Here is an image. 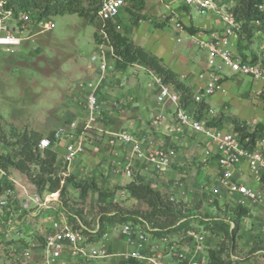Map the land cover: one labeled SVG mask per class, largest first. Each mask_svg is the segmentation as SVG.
<instances>
[{
  "label": "rangeland",
  "instance_id": "obj_1",
  "mask_svg": "<svg viewBox=\"0 0 264 264\" xmlns=\"http://www.w3.org/2000/svg\"><path fill=\"white\" fill-rule=\"evenodd\" d=\"M73 1L84 10H88L89 17L82 18L65 12L62 16H50L37 22L35 17L40 10L30 9L27 12L32 21L27 26L26 32L21 35L17 30L11 31L15 39L14 43L4 41L8 34L0 32V135H5L10 142L15 140L12 136L13 132L19 134L25 130H31L38 132L44 138L71 122L79 124L82 122L83 114L75 106L80 98L77 86L85 79H97L101 57L99 59L95 57V54L98 52L97 47L106 48V46L99 45L94 39V34L98 37L103 35L100 31L101 20L97 14L93 16L92 11L99 7L101 0ZM228 1L230 0H216L219 4H226ZM142 2L140 9L139 0L135 5L125 0V5L115 18L114 26L121 25L123 29H126L131 20L144 16L148 18L146 20H149L150 30L157 28L150 20L158 21L162 17L158 21L162 22L166 18L163 16L168 15L169 9L176 8L184 3V0H142ZM188 10L192 16L197 17L198 11L193 5L189 6ZM163 28L169 30L167 23ZM131 67L133 69L123 76L122 80L125 83L130 77L136 76L135 72L140 71L136 67ZM141 75L146 77L143 72ZM86 138L87 142L83 144L85 149L83 147L82 155L72 163V166L87 164L85 174L81 176L78 175L80 172L73 173L74 171L66 168L64 163L58 161L61 165L59 176L62 175L61 172H68L69 175L66 176H73L76 183L94 181L99 190L106 195H99L94 191H87L83 195L74 184L61 181L60 187L64 192L58 197V201L53 202L52 208L62 211L65 216L69 214L76 217L87 230H92L98 223L100 215L110 213L112 210L149 211L141 200L131 197L124 190V186L131 181V178L112 177L102 174L103 170L93 169L95 165L100 167V164H106L108 161L106 157L111 158L113 154L110 152L107 156V138L93 129L87 133ZM4 144L3 154L11 155L16 160L17 154L14 148L7 143ZM183 151L185 157L182 161V169L186 172V176L183 175V170L177 172L176 167L168 173L170 175L173 172L172 180L178 181L176 187H172L173 191L165 187L164 183L158 182L156 176L155 180L146 179L147 181L141 176L143 181L154 190L167 198H173L174 211L178 210L179 218L172 224L163 226H153L152 222H145L142 225L151 228L156 235L178 228L172 234L182 238V241H188L187 233H205L207 243L202 250L204 264H207L210 252H213L225 264H264V237L254 229L261 214L258 208L248 210L251 217L240 220L238 232L229 239L226 234L217 229V225L233 216L235 201L225 191L216 197L207 189V185L203 186L207 183L203 178L205 171L203 168L207 161L203 162L202 157L199 161H195L200 155L201 147H195L194 150L183 148ZM57 154L60 157L58 152ZM149 167L152 169L151 166ZM37 171L34 165H29L28 172L25 174L14 171L12 168L4 171L6 178L0 181V188L3 193H10L7 197L8 206L14 208L15 212L20 210L33 212L38 209L33 199L38 201L42 193H47L46 186L39 187L34 184ZM95 172L99 175L98 180L90 176ZM132 172L138 174L136 171ZM187 191H192L193 194H186ZM181 196H185V200ZM59 202H65L64 208L60 209ZM52 211L39 209L37 216L33 218V224L37 225L33 235L35 239H40L41 229L48 226L45 215L51 217ZM24 239L29 240L28 237ZM14 240L16 237L13 234L9 233L7 237L0 234V264H12L7 252L8 247L15 244ZM109 241L111 248L116 250L119 242L114 232L110 233ZM111 262V264H118Z\"/></svg>",
  "mask_w": 264,
  "mask_h": 264
},
{
  "label": "built area",
  "instance_id": "obj_2",
  "mask_svg": "<svg viewBox=\"0 0 264 264\" xmlns=\"http://www.w3.org/2000/svg\"><path fill=\"white\" fill-rule=\"evenodd\" d=\"M8 1L0 0V32L8 34L4 41L14 43L15 39L11 31L17 30L23 35L32 19L27 11H19L15 14L11 9H6ZM184 4L188 8L193 5L199 14L219 16L223 24L222 36H216L207 42H197L198 48L207 52L210 66L214 64V57H219L236 74L248 75L264 81V64L259 59H241L235 50H229L225 46L231 36L242 31L243 26L231 11L233 8L231 4H219L216 0H184ZM124 5L125 0H101L97 16L101 22L115 23V18ZM258 11L264 16V0L258 6ZM174 25L181 29L178 22ZM259 25V20L247 22L248 27ZM107 74L114 77L112 78L114 84L120 87L125 84L122 80L125 73L115 71L105 60H102L98 67L97 79H85L77 86L80 99L75 106L83 114L82 122L80 124L71 122L66 127L56 130L53 133V141L47 137L41 138L37 149H54V147L61 149L62 161L69 169L75 159L82 155L83 147L85 149L83 144L87 142V133L93 129L107 138V156L116 149L126 147L130 150L125 165H121L123 163L119 161L117 163L113 157H106L107 164L112 167L113 176L131 178V164L138 160L151 166L157 175H164L171 167L175 154L173 148L149 150L143 147V134L138 136L126 130L111 132L107 129L109 116L118 119L119 113L128 106L130 100L128 97L113 99L110 104L108 103L111 114L107 115L104 110V100L99 95V87L104 84ZM204 76H207L208 80L202 93L204 96H211L218 86L219 79L211 70L199 73L198 79ZM155 81L160 85V80L155 79ZM201 100L200 96H194L195 102ZM165 101L175 108L171 130L174 133L189 130L191 134L203 136L205 147L202 161L213 158L218 167L217 173L203 186L207 185V189L216 197L225 191L235 201L234 208L246 209L247 213L242 217L244 220L251 217V213L248 212L250 208H258L261 214L254 229L264 237V140L258 141L254 148L245 147L237 140L232 129L223 130L206 125L208 120L204 115L211 114L210 110H207L202 118L197 119L191 107L187 109L180 107L178 92L170 91L169 88L160 85L156 102L160 104ZM151 118L150 122L156 121L155 117ZM3 146L0 143V155L3 154ZM61 174V176L69 175L68 172ZM2 178H6V174L0 169V181ZM8 195L9 192L0 194V234L7 237L10 233L16 237L15 244L8 247L7 252L12 264H111V261L118 264L205 263L202 256L203 247L207 243L205 233H187L188 241H182V238L174 234H153L151 228L142 224H110L105 225L101 231L98 223L92 230L85 229L83 225L75 228L62 211L52 208L53 202L58 201L59 191L42 193L38 201L33 199L38 206L33 212L28 210L15 212L14 208L8 206ZM170 200L173 201V198ZM39 209L53 211L51 217L45 215L48 226L41 229L40 239H35L33 235L37 225L33 224V218L37 216ZM111 232H114L118 238L120 247L118 246L116 250L111 248L109 241ZM24 237H28L29 240Z\"/></svg>",
  "mask_w": 264,
  "mask_h": 264
},
{
  "label": "crops",
  "instance_id": "obj_3",
  "mask_svg": "<svg viewBox=\"0 0 264 264\" xmlns=\"http://www.w3.org/2000/svg\"><path fill=\"white\" fill-rule=\"evenodd\" d=\"M236 2L237 0H230L227 3L234 6ZM198 14L197 17L192 16L189 13L188 7L182 3L174 9H169L168 15L163 16L169 18L167 22L169 30L162 29V27L150 30L151 25L148 23L149 20L142 17L131 20L130 25L126 29H123L121 25L118 26V29L135 44L143 47L157 59H160L183 84L192 90L193 96H200L202 98V101L212 112L211 114L204 115L205 117L207 116L208 121L213 117L221 115L230 116L237 118L251 128L256 124H260L263 126L264 131V81L254 79L248 75L236 74L219 57H214L213 66L208 64L207 52L198 49L197 42H207L216 36H222L223 24L219 16H199ZM175 22L181 25V29L175 27ZM183 36H185L184 39ZM225 46L229 50H235L241 59H259L264 64V35L261 31H253L252 36L249 38L242 35L239 41L237 35L231 36ZM97 49L98 52H96L95 57L97 56L99 59L101 57L102 60H105L113 68L114 61L111 49L107 46L106 48L100 46ZM132 66L140 71L135 72L134 75L136 76L130 77L122 87L114 84V80H112L114 77L109 74H107L105 81H103L104 84L99 87V95L104 100V110L107 115L111 114V107L108 103L113 99L130 98L128 106L121 110L118 119H113L109 116L107 129L111 132L126 130L138 136L143 134V147L149 150L173 148L175 154L171 161V167L162 176L153 172L149 165L142 160L131 164L132 171H136L140 176H143L145 181H147L146 179L155 180L158 177V182L164 183L165 187L172 190V187L175 188L178 181L174 182L172 180L174 179L173 172L170 175L168 173L174 167L177 168V172L183 170L182 161L185 157L183 156V148L194 150L195 147H201L200 155L195 160L199 161L205 147L203 136L191 134L189 130H185L182 133H174L170 128L174 123V106L166 101L160 104L156 102V98L160 92V85H162L161 83L158 85L155 81V79L159 80V78L141 63H136ZM131 69L133 68L130 66L123 73L126 74ZM209 70L217 75L219 79L218 86L213 95L204 96L202 90L208 77L204 76L202 79H198V74ZM142 72L146 76L145 78L141 75ZM164 87L169 88L170 91L177 92L170 86ZM151 117H155L156 121L150 122ZM219 129L231 130L232 128L228 123L224 122ZM56 150L59 151L57 152L60 155L61 149L56 148ZM129 151L126 147L116 149L112 152L111 158L116 156L118 158L113 159L117 163L119 161L123 163L121 165H125L130 156ZM85 157L84 155V160ZM114 165L117 166L119 164ZM86 166L87 164H73V166L71 164L70 169L74 171L73 173L80 172L78 175L82 176L86 172ZM94 168L95 171L103 170L102 174L117 177L113 176L111 173L112 167L107 163L100 164V167L95 165ZM203 169L205 170L204 182H208L218 171L214 159H208ZM182 172L186 176V172L184 170ZM90 176L98 180L97 176L99 175L95 172V174ZM241 179L244 180V178ZM187 193L193 194L192 191H187ZM182 199L185 200V196ZM6 215L8 216V212Z\"/></svg>",
  "mask_w": 264,
  "mask_h": 264
},
{
  "label": "trees",
  "instance_id": "obj_4",
  "mask_svg": "<svg viewBox=\"0 0 264 264\" xmlns=\"http://www.w3.org/2000/svg\"><path fill=\"white\" fill-rule=\"evenodd\" d=\"M128 1H130L132 5L138 2V0ZM262 1L263 0H237L236 4L233 6L231 11L236 20L243 23L242 31L237 32L238 41L242 35L249 38L255 30L261 31L264 35V16L258 11V6ZM139 3L140 8L143 4L142 0H139ZM98 8L92 10L93 16H96ZM6 9H11L15 14L19 11L39 9L40 12L35 17L37 22L50 16H62L65 12L76 14L82 18L89 17V11L79 7V4L73 0H9ZM142 18L148 19L144 16ZM168 20L169 18H165L162 22L150 21L155 27L160 28L163 27ZM250 20H259L260 25L248 27L247 22ZM114 24L115 23L112 21L100 22V31L103 35L98 37L97 34H94V39L99 45H105L111 49L114 61L113 69L117 72H124L128 67L136 63H141L159 78L162 85L170 86L179 93L181 108L187 109L191 107L190 109L194 117L197 119L202 118L204 113L209 110L204 101L195 102L192 90L183 84L160 59H157L143 47L135 44L128 36L121 33ZM224 122L231 126L233 132L236 134L237 140L243 143L245 147L254 148L258 141L264 140L262 125L256 124L251 128L234 117L222 115L213 117L206 125L211 128L219 129ZM12 134L10 135L15 138L14 142L8 141L5 135H0V143L3 145L7 143L9 146H12L16 151L17 159L14 160L11 155H0L1 170L7 171L12 168L14 171L25 174L28 172L29 165H34L38 169L37 174L34 176V184L39 187L46 186L47 193L59 191V196H61L64 190L60 187V182L66 181L74 184L76 188L81 190L83 195L87 193V191H94L99 195H106L99 190L94 181L76 183L73 176H59L61 165L58 164V161L63 164L62 158L58 157L57 152L53 148L44 150L37 149L39 140L43 138L38 132L25 130L19 134H15L14 132ZM47 138L53 141V133H50ZM124 190L127 191L131 197L141 200L149 208V211H126L116 209L110 211V213H103L100 215V218H98L99 231H101L105 225L110 224H145V222H152L151 224L153 226H163L164 224H172L179 218V212L178 210L176 212L174 211L175 204H173L170 198L154 190L149 184L143 181L139 174L132 172L131 181L124 186ZM1 192L2 190L0 188V194ZM59 203L61 205L60 209L64 208L65 202ZM232 211L233 216L229 220H225L217 225V229L223 232V234H226L229 239H232L238 232L239 222L247 213L244 208H234ZM66 216L69 222H74L72 224L75 228H79L80 225H82L80 221L78 222L76 217L70 216L69 214ZM177 229L178 228L166 230L159 234H172L176 232ZM207 264L225 263L220 261L213 252H210Z\"/></svg>",
  "mask_w": 264,
  "mask_h": 264
}]
</instances>
